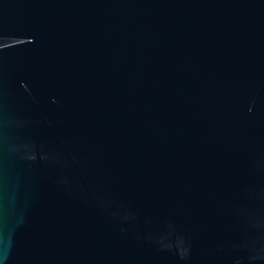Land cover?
I'll list each match as a JSON object with an SVG mask.
<instances>
[{"label": "water", "instance_id": "1", "mask_svg": "<svg viewBox=\"0 0 264 264\" xmlns=\"http://www.w3.org/2000/svg\"><path fill=\"white\" fill-rule=\"evenodd\" d=\"M0 264H264V0H0Z\"/></svg>", "mask_w": 264, "mask_h": 264}]
</instances>
